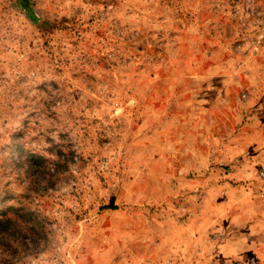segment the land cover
Returning <instances> with one entry per match:
<instances>
[{"label": "rangeland", "instance_id": "obj_1", "mask_svg": "<svg viewBox=\"0 0 264 264\" xmlns=\"http://www.w3.org/2000/svg\"><path fill=\"white\" fill-rule=\"evenodd\" d=\"M0 192L12 264H264V0H0Z\"/></svg>", "mask_w": 264, "mask_h": 264}, {"label": "trees", "instance_id": "obj_2", "mask_svg": "<svg viewBox=\"0 0 264 264\" xmlns=\"http://www.w3.org/2000/svg\"><path fill=\"white\" fill-rule=\"evenodd\" d=\"M27 11L29 0H15ZM11 195L0 192V264H12L25 247L34 248L43 233L41 218L34 210H29L22 197L17 203H9ZM100 209H116L112 200ZM35 249V248H34Z\"/></svg>", "mask_w": 264, "mask_h": 264}]
</instances>
